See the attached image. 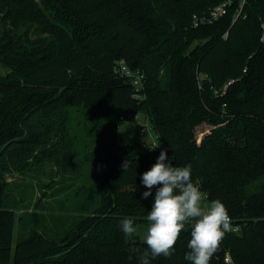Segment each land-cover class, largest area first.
Returning <instances> with one entry per match:
<instances>
[{
  "label": "trees",
  "instance_id": "trees-1",
  "mask_svg": "<svg viewBox=\"0 0 264 264\" xmlns=\"http://www.w3.org/2000/svg\"><path fill=\"white\" fill-rule=\"evenodd\" d=\"M139 114L240 228L210 264H264V0H0V264H141L147 245L120 225H148L156 189L143 199L141 176L161 151L121 144ZM190 231L150 264H191Z\"/></svg>",
  "mask_w": 264,
  "mask_h": 264
},
{
  "label": "clouds",
  "instance_id": "clouds-1",
  "mask_svg": "<svg viewBox=\"0 0 264 264\" xmlns=\"http://www.w3.org/2000/svg\"><path fill=\"white\" fill-rule=\"evenodd\" d=\"M159 147V143L155 146ZM126 161L122 167H128ZM191 165L173 166L167 150H162L156 163L141 176V183L148 190L142 193L147 199L156 189L151 210L146 220L143 242L147 249H133L139 253L141 264H150V259L170 257L181 233L190 226V240L184 255L191 264H210L227 233L233 231L227 207L219 199L207 201V196L191 179ZM121 230L131 239L138 229L134 221L125 218Z\"/></svg>",
  "mask_w": 264,
  "mask_h": 264
},
{
  "label": "rangeland",
  "instance_id": "rangeland-1",
  "mask_svg": "<svg viewBox=\"0 0 264 264\" xmlns=\"http://www.w3.org/2000/svg\"><path fill=\"white\" fill-rule=\"evenodd\" d=\"M144 83H145V80H144ZM142 116H144V115H142ZM136 117L134 118V120L132 122H128V123L125 122V123H122L120 125L119 135L121 138V144L133 145L136 143H142V144L151 148L152 143L155 142L156 145L159 143L158 148H160V149L163 148L164 147L163 144L159 140H157V138L155 136L152 137L151 135H141L140 134V125L139 124L142 122V117H140V119H138V120H136ZM144 117H146V116H144ZM21 178L22 177L19 174H16L13 176H7V182L12 183V184L16 183V186H19L20 190H21L22 186H23V188L24 187L28 188L27 189V196L25 197L26 201L27 202L35 201V199L38 196V192L36 191L35 183L30 179H26V178L21 179ZM46 181H48V180H46ZM58 199H60V197H58ZM55 201L56 200H48V202L45 204L47 209H49L50 207H57L56 206L57 204H55ZM21 214H22V211L17 212V225L15 228L14 246L16 244L17 239L19 238V236L21 235V233L23 231V229H22L23 227H21V221L19 220L21 217ZM147 226L148 225H140L137 227V229H138L137 235L140 237V240L142 242H143L144 231L146 230Z\"/></svg>",
  "mask_w": 264,
  "mask_h": 264
},
{
  "label": "built area",
  "instance_id": "built-area-1",
  "mask_svg": "<svg viewBox=\"0 0 264 264\" xmlns=\"http://www.w3.org/2000/svg\"><path fill=\"white\" fill-rule=\"evenodd\" d=\"M227 6L228 4H222L219 7L215 8L212 10L208 16L204 17H194L193 24L195 27H200L202 25L206 24H212L222 18L223 16L226 15L227 13ZM116 73L121 76L124 79L131 80L134 90H135V98L136 99H142L143 98V90H144V77L141 73L132 71L125 63L121 62L119 65L115 67ZM142 117V122L139 124L140 125V134L141 135H151L152 137L157 136L155 135L154 129L150 121L147 119V117L142 116L141 114L136 117V120L140 119ZM158 140V138H157ZM156 143L153 142L151 147L155 150H167V153L169 152L168 147H163V148H158L156 147ZM233 226V232H239V227L238 226ZM225 264H234L232 258L228 255L225 258Z\"/></svg>",
  "mask_w": 264,
  "mask_h": 264
}]
</instances>
